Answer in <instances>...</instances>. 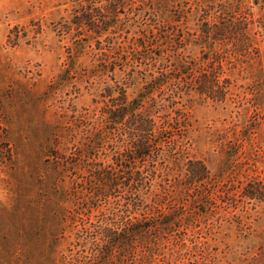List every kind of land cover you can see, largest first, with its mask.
Instances as JSON below:
<instances>
[{
  "label": "trees",
  "instance_id": "16d2710c",
  "mask_svg": "<svg viewBox=\"0 0 264 264\" xmlns=\"http://www.w3.org/2000/svg\"><path fill=\"white\" fill-rule=\"evenodd\" d=\"M91 1L92 7L100 5L93 10L103 16L97 23L87 7L85 13L91 23L100 26L113 19V25L120 23L125 28L138 17L132 25L139 30L138 38L120 51L121 59L110 63L111 71L119 66L127 73V67L131 68L122 86H116L121 94L118 103L103 109L95 123L84 115H73L71 123L61 117L44 143L47 162H53L45 172L44 183L52 193L44 192L42 201L57 207L52 213L55 230L50 247L73 239L70 252L77 250L76 256L70 255L71 260L63 257V264H85L87 260L108 263L115 252L126 264H164L171 258L180 261L181 249L187 248L184 236L188 231L198 228L203 219L216 216L220 227L226 220L220 212L236 206L235 182L240 176L248 178L241 152L246 159L252 158L253 151L243 149L245 144H252V131L261 126V120L257 112L248 116L251 108L257 109L254 98L245 113L238 112L240 123L216 133L220 153L227 156L218 177L212 175L204 160L190 154L192 145L187 138L191 120L177 105L192 92L215 102L234 103L240 98L233 91L234 81L224 78L228 72L224 62L233 66L229 68L233 77L241 58L251 56L256 40L250 33L256 24L264 39V12L254 20L253 14L243 13L239 7L224 6L220 16L216 11L211 22L199 26L202 34L197 35L198 31H186L188 24L200 18L206 7L214 10L212 1L211 5L204 0ZM132 13L135 16L130 18ZM120 14L127 16L124 23ZM220 37L234 39V49L215 50L214 41ZM190 44L207 46L208 57L197 60L187 55ZM130 89L137 95L133 99L128 94ZM107 151L113 162L101 161ZM156 177L160 181L155 185ZM66 178L70 179L69 187L65 186ZM146 184L156 187L149 202L142 199ZM120 196L122 199L117 200ZM241 197L263 200L264 180H251ZM67 203L70 206L66 207ZM92 212H98L94 222L81 217ZM49 253L54 263V248Z\"/></svg>",
  "mask_w": 264,
  "mask_h": 264
},
{
  "label": "rangeland",
  "instance_id": "374dc122",
  "mask_svg": "<svg viewBox=\"0 0 264 264\" xmlns=\"http://www.w3.org/2000/svg\"><path fill=\"white\" fill-rule=\"evenodd\" d=\"M204 1L208 5L214 2L215 9L206 7L200 17L202 21L199 17L191 19L186 30L191 34L198 31L197 35H201L199 26L211 22L216 11L220 16L224 6L239 7L243 13L253 14L254 20L264 12V0ZM91 2L0 0V264H63V257L71 260L70 255L76 256L77 250L70 252L72 238L50 247L55 230L52 213L57 207L53 202L42 201L44 192L52 193L44 183L45 172L53 163L47 162L44 143L51 137L53 127L60 124L61 117L70 122L73 115H84L95 123L103 109L118 103L121 94L116 86H122L131 68L127 67V73L119 66L111 71L110 63L121 59L120 51L129 48L139 31L132 27L138 17L125 28L120 23L113 25V19L97 26L103 16L93 10L100 5L92 7ZM87 7L96 24L85 13ZM134 16L132 13L130 18ZM125 18L120 14L122 23ZM146 22L153 24L150 20ZM250 34L256 40L251 56L241 58L233 77L229 74L233 66L224 62L228 71L224 78L234 81L233 91L240 98L236 97L234 103L215 102L192 92L177 105V109L189 113L191 120L187 138L192 145L190 154L204 160L212 175L220 177L227 156L220 153L216 133L240 123L238 112L245 113L250 107L248 102L256 99L257 109L251 108L248 116L257 112L261 126L252 131V144H245L243 149L254 153L248 160L241 152L240 160L246 164L248 178L240 176V181L235 182L233 193L238 202L235 207L220 212L226 218L222 225L219 227L217 216L208 221L203 219L198 228L184 236L187 248L181 249L183 258L180 261L171 258L164 264H264V199L241 197L251 180H264V39L257 24ZM214 42L215 50L220 52L232 51L235 45L232 38L220 37ZM186 48V54L197 60L207 58L210 50L193 44ZM133 92L129 90L130 99L137 96ZM111 158L107 151L100 159L110 163ZM159 181L156 177L154 184ZM69 183L70 179L66 178L65 186L69 187ZM155 189L144 185L142 191L146 196L142 199L149 202ZM85 215L81 217L94 222L98 212ZM52 248L54 263L49 253ZM98 264L126 263L115 252L110 262L101 260Z\"/></svg>",
  "mask_w": 264,
  "mask_h": 264
}]
</instances>
